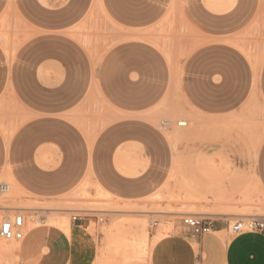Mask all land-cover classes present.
Masks as SVG:
<instances>
[{"label":"rangeland","instance_id":"rangeland-1","mask_svg":"<svg viewBox=\"0 0 264 264\" xmlns=\"http://www.w3.org/2000/svg\"><path fill=\"white\" fill-rule=\"evenodd\" d=\"M228 1L253 2L252 17L219 19L216 33L209 15L221 14L206 0H0V182L7 170L21 190L16 202L0 193V205L49 208L0 209V223L20 214L25 233L53 226L48 215L85 216L83 264H149L159 237L184 232V214L231 225L264 216L263 0ZM137 123L164 148L123 143L147 132ZM113 148L119 173L130 176L122 158L161 175L147 196L103 188L94 163ZM200 180L224 191L204 198ZM20 241L0 237V264L20 262Z\"/></svg>","mask_w":264,"mask_h":264},{"label":"crops","instance_id":"crops-1","mask_svg":"<svg viewBox=\"0 0 264 264\" xmlns=\"http://www.w3.org/2000/svg\"><path fill=\"white\" fill-rule=\"evenodd\" d=\"M40 1L46 3L45 0ZM206 1L212 11L221 14L209 15L210 26L211 28L216 27V33L221 32L218 29L224 27L223 24L218 25L219 19L220 23H226V27L231 21L239 27L252 17L253 2L248 5L242 3L230 9L232 3H229L228 0ZM19 7L21 8V0H19ZM140 126L143 125L137 123L131 129H143L147 132L132 134L125 138L123 143H141L152 153L164 148L163 143L154 133L150 132L148 128ZM114 150L115 148L109 150L104 159L94 163L103 188L108 193L124 198L147 196L152 188L161 181V175L150 172V169L138 173L135 165L122 158H118L115 165L120 172L130 176L119 173L113 164ZM119 153L124 155V149H121ZM4 176H6V181L13 179L7 170ZM80 178L81 176L61 179L59 187H74ZM15 186L19 188L17 185ZM63 191L55 190V192ZM213 214L229 215L230 213L215 212ZM88 223V218L78 216V219L70 225V235L57 227L48 225H38L27 230L20 243L17 244V255L20 261L23 264H83L85 258L83 231L87 229ZM228 226L229 222L225 219L214 220L212 231L198 239L186 236L183 231L161 236L150 247L149 264H264V232L243 231L232 235ZM154 234L155 231L152 232V235Z\"/></svg>","mask_w":264,"mask_h":264},{"label":"built area","instance_id":"built-area-1","mask_svg":"<svg viewBox=\"0 0 264 264\" xmlns=\"http://www.w3.org/2000/svg\"><path fill=\"white\" fill-rule=\"evenodd\" d=\"M182 127L185 126V122H174L170 123L167 120L160 122L161 128H170L171 125ZM8 184L0 183V193H5L8 191ZM71 219L73 221L78 219L77 215H72ZM102 221V219H98ZM212 220L209 216L204 215H193L184 214L181 216L180 224L184 227V233L186 236L194 239L200 238L202 235L210 233L212 231ZM157 222L153 221L152 226H156ZM24 218L20 214H15L12 218L5 217L0 223V237L5 240H21L24 236ZM229 232L232 235L239 234L243 231H261L264 232V217H253L249 218L247 221L237 220L232 225L229 223ZM18 264H23L19 262Z\"/></svg>","mask_w":264,"mask_h":264},{"label":"bare ground","instance_id":"bare-ground-1","mask_svg":"<svg viewBox=\"0 0 264 264\" xmlns=\"http://www.w3.org/2000/svg\"><path fill=\"white\" fill-rule=\"evenodd\" d=\"M125 33V32H124ZM128 34V33H127ZM129 35V34H128ZM122 36V34L119 36L120 38H122L121 37ZM125 36H127V35H125ZM168 121V120H167ZM178 121H181V122H185L186 123V121L185 120H177V122ZM170 122V121H169ZM177 127H179V126H177ZM183 127V126H182ZM219 170H220V168H219ZM222 170V169H221ZM225 170H226V168H225ZM230 173V172H229ZM216 176V175H215ZM230 176V175H229ZM217 177V176H216ZM224 177V176H223ZM215 178V177H214ZM0 183H5V182H0ZM10 183H11V181H9V184L8 183H6V184H8V191L6 192L7 193V195L9 196V200H11L12 202H16L17 200H19L20 198H21V190L19 189V188H17L14 184H13V186H11L10 185ZM12 184V183H11ZM223 184L222 183H219L218 181L216 182V181H201L200 180V182H198V183H196V185H195V190H196V192L197 193H199L201 196H203L204 198H206V196L207 195H210L211 197H217V196H219L220 194V192H223L224 191V189H223ZM99 190H100V188H99ZM222 194V193H221ZM11 203V202H10ZM32 204V203H31ZM18 208H20V209H49V208H45V207H43V208H37V207H34V206H2V205H0V209H5L4 211H5V213H8L9 212V210H12V211H14V210H16V209H18ZM90 209V208H89ZM96 209V208H95ZM92 210V209H91ZM2 212V211H1ZM239 214V213H238ZM242 214V213H241ZM193 215H197V214H193ZM63 216H61V215H48L47 216V222H49L50 224H53V226L54 227H57V228H59V229H61L63 232H65L67 235H69V232H70V225H69V222L67 221V220H65L64 219V217L62 218ZM255 217H264V216H255ZM253 218V217H252ZM116 224V223H115ZM114 224V225H115ZM123 224V223H122ZM138 224V223H137ZM131 225V224H130ZM115 227V226H114ZM121 227V226H120ZM114 229V228H113ZM122 229V228H121ZM142 229V228H141ZM118 231V229H115V231ZM127 230V229H126ZM92 231V230H91ZM110 232H113V231H111V229L109 230ZM121 230H119V232H120ZM110 232H108V234L110 233ZM119 232H117V233H119ZM121 232H123V231H121ZM120 232V233H121ZM128 232V231H127ZM143 232V231H142ZM93 233V232H92ZM116 233V234H117ZM132 233V232H131ZM136 233V232H135ZM112 234V233H111ZM125 233H123V235H124ZM129 234V233H128ZM137 234V233H136ZM143 234H144V232H143ZM142 233H141V235L142 236H145V235H143ZM119 236V235H118ZM136 236V235H135ZM159 236V235H158ZM129 237H131V236H129ZM112 238V237H111ZM117 238V237H116ZM118 238H122V237H118ZM139 238H141L142 239V237H139ZM113 239V238H112ZM111 239V240H112ZM136 239H137V237H136ZM135 239V240H136ZM144 240H146L145 238H143ZM142 239V240H143ZM121 240H123V238L121 239ZM121 240H118V241H121ZM138 240V239H137ZM141 240V241H142ZM147 241H148V239H147ZM109 242V241H108ZM123 242V241H122ZM109 243H111V242H109ZM142 243V242H141ZM133 244V243H132ZM110 245V244H109ZM149 245V244H148ZM138 246V245H137ZM136 246V247H137ZM141 246V245H140ZM139 247V246H138ZM142 248V247H141ZM144 248V247H143ZM15 249H16V252H17V244H16V246H15ZM139 249V248H138ZM141 251H143V250H141ZM139 252V251H138Z\"/></svg>","mask_w":264,"mask_h":264}]
</instances>
